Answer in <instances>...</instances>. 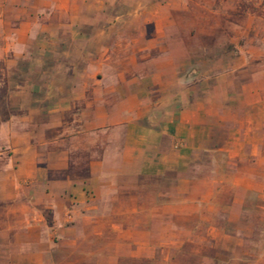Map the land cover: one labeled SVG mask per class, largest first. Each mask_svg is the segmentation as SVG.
<instances>
[{"label":"crops","instance_id":"1","mask_svg":"<svg viewBox=\"0 0 264 264\" xmlns=\"http://www.w3.org/2000/svg\"><path fill=\"white\" fill-rule=\"evenodd\" d=\"M186 3L0 0V264H264L261 65L186 78Z\"/></svg>","mask_w":264,"mask_h":264},{"label":"rangeland","instance_id":"2","mask_svg":"<svg viewBox=\"0 0 264 264\" xmlns=\"http://www.w3.org/2000/svg\"><path fill=\"white\" fill-rule=\"evenodd\" d=\"M186 1L188 12L175 19L182 27V59L190 61L185 77L218 59L232 68L245 56L260 62L264 90V0Z\"/></svg>","mask_w":264,"mask_h":264}]
</instances>
